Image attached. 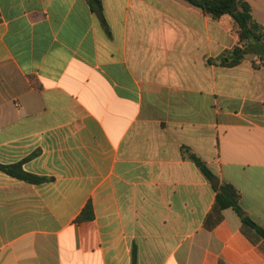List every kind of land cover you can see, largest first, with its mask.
I'll return each mask as SVG.
<instances>
[{
	"label": "crops",
	"instance_id": "obj_1",
	"mask_svg": "<svg viewBox=\"0 0 264 264\" xmlns=\"http://www.w3.org/2000/svg\"><path fill=\"white\" fill-rule=\"evenodd\" d=\"M101 3L0 0V164L43 179L0 170V264H264L243 221L264 229V66L209 63L239 44L230 15Z\"/></svg>",
	"mask_w": 264,
	"mask_h": 264
},
{
	"label": "trees",
	"instance_id": "obj_2",
	"mask_svg": "<svg viewBox=\"0 0 264 264\" xmlns=\"http://www.w3.org/2000/svg\"><path fill=\"white\" fill-rule=\"evenodd\" d=\"M94 10L102 14L101 0H91ZM192 6L202 9L214 19H220L223 15H230L238 26L239 44L231 50H226L221 56L209 60V63L224 67H234L243 63L247 57L251 56L264 66V26L259 24L252 13V7L247 0H187ZM254 66H258L253 61ZM189 152V159L193 161L202 171L208 181L216 190V202L221 209H234L239 215L243 214L240 207V192L231 184L219 185L218 177L211 168L196 154ZM0 170L19 179L31 183L41 182L43 179L26 173L22 165L6 166L0 164ZM94 213L91 202H89L76 222L93 220ZM243 221L253 228L264 238V229L253 222L249 217H244ZM132 264H138L137 249L132 251Z\"/></svg>",
	"mask_w": 264,
	"mask_h": 264
}]
</instances>
